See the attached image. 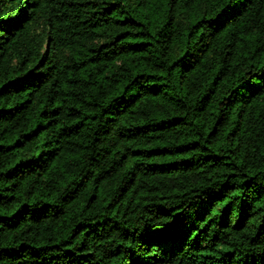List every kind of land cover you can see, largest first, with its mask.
Segmentation results:
<instances>
[{"label": "trees", "instance_id": "1", "mask_svg": "<svg viewBox=\"0 0 264 264\" xmlns=\"http://www.w3.org/2000/svg\"><path fill=\"white\" fill-rule=\"evenodd\" d=\"M0 264H264V0H0Z\"/></svg>", "mask_w": 264, "mask_h": 264}]
</instances>
